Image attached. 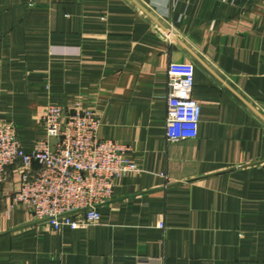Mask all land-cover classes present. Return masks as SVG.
Masks as SVG:
<instances>
[{"label": "crops", "instance_id": "crops-1", "mask_svg": "<svg viewBox=\"0 0 264 264\" xmlns=\"http://www.w3.org/2000/svg\"><path fill=\"white\" fill-rule=\"evenodd\" d=\"M172 62L194 65L195 138L166 137ZM50 102L100 113L138 168L97 224L55 229L10 166L0 264H264V0H0V121L26 151Z\"/></svg>", "mask_w": 264, "mask_h": 264}, {"label": "built area", "instance_id": "built-area-1", "mask_svg": "<svg viewBox=\"0 0 264 264\" xmlns=\"http://www.w3.org/2000/svg\"><path fill=\"white\" fill-rule=\"evenodd\" d=\"M194 65L172 62L168 68L166 137L195 138L201 105L192 95ZM46 137L32 151L23 147L13 121H0V186L12 165L20 164V187L13 200L55 229L97 224L100 207L113 195L116 179L137 170L128 147L101 139V115L50 102L43 116ZM161 226L164 224L160 223Z\"/></svg>", "mask_w": 264, "mask_h": 264}]
</instances>
